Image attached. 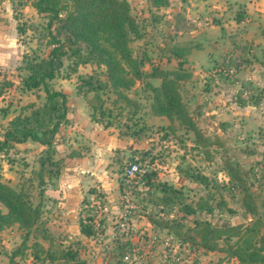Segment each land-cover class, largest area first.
I'll return each instance as SVG.
<instances>
[{"label": "rangeland", "instance_id": "obj_1", "mask_svg": "<svg viewBox=\"0 0 264 264\" xmlns=\"http://www.w3.org/2000/svg\"><path fill=\"white\" fill-rule=\"evenodd\" d=\"M33 1L0 0V137L11 117L44 104L43 86L24 89L20 76L28 62L46 57L52 34L63 36ZM166 1L127 0L136 23L129 47L144 71L173 68L181 54L191 74L178 88L198 132L150 112L146 82L157 85L159 77L136 79L125 90L134 103L109 86L82 95L77 76L95 71L104 79L103 66L78 63L73 71L74 57L60 56L46 85L64 91L70 107L51 144L61 170L40 182L38 158L50 146L35 140L0 152V180L39 213L28 233L17 223L0 228V264H30L36 248V262L64 263L33 241L54 255L72 247L85 264H253L249 250L264 255V0ZM96 94L105 108L100 120L87 103ZM106 134L112 151H89ZM132 162L141 172L125 200L124 167ZM161 182L177 189L192 211L177 198L164 203L161 197L172 192L163 194ZM66 197L68 205L78 202L75 213ZM83 224L90 234L80 230Z\"/></svg>", "mask_w": 264, "mask_h": 264}, {"label": "trees", "instance_id": "obj_2", "mask_svg": "<svg viewBox=\"0 0 264 264\" xmlns=\"http://www.w3.org/2000/svg\"><path fill=\"white\" fill-rule=\"evenodd\" d=\"M149 1L152 6L167 5L166 0ZM33 6L37 12L47 14L49 24L51 21H56L57 34L63 36L60 38L52 34L50 39L52 46L46 57L27 63L28 72L20 76V85L24 89L42 85L45 101L42 106L32 107L28 113L16 114L8 120L0 137V152L13 143L24 142L27 139L35 140L50 146L38 158L40 182H43L44 175L49 178L60 172L61 160L53 158L50 151H53L51 144L55 132L61 122L66 120L67 97L60 89H49L46 80L57 74L60 56L64 54L74 57L71 63L73 71L78 63L90 62L96 66H103L104 79H101L95 71L77 76L75 87L82 95L109 86L117 96L122 97L126 102L134 103L135 101L128 97L125 90L136 79L145 76L159 77L160 81L157 85L146 82L151 92L150 112L170 119L176 118L186 128L198 132L178 88L179 81L189 78L191 74L182 67L181 54L175 53L177 56L175 67L170 69L151 67L149 71H144L141 67L142 61L132 56L129 33L136 32V23L129 12L127 0H34ZM240 15L237 13L235 19L239 20ZM87 103L91 109L90 116L96 114V120H100L105 110L102 100L96 94L94 101L88 100ZM103 125L107 126L109 122L104 121ZM193 176L204 179L196 173ZM141 178L146 184H152L146 173ZM159 187L163 194L172 192L171 195L161 197L164 203H171L177 198L184 211H192L189 203L180 201L181 193L177 189L164 182L159 183ZM0 203L5 206V211L0 210V228L11 223H17L18 226L25 228L26 233L31 228H37L38 209L31 206L21 192L1 180ZM80 230L85 234L91 233L89 224H83ZM32 245L40 247V250H44L51 259L58 257L64 259L63 264H85L72 247L60 248L59 253L54 255L49 253L47 248L42 249L37 241H33ZM208 248L214 246L210 245ZM38 250L36 248L31 251L34 261L30 264H41L35 261L40 258ZM236 254L240 259H244L240 252ZM246 259L254 261L253 264H261L264 255L251 249L246 253Z\"/></svg>", "mask_w": 264, "mask_h": 264}, {"label": "crops", "instance_id": "obj_3", "mask_svg": "<svg viewBox=\"0 0 264 264\" xmlns=\"http://www.w3.org/2000/svg\"><path fill=\"white\" fill-rule=\"evenodd\" d=\"M241 18V17H240ZM240 20V19H239ZM238 21V20H237ZM85 107L84 106H82L81 107V110L82 109H84ZM68 109H70V107H68ZM86 109V108H85ZM67 117H68V115H69V110L67 111ZM86 118V117H85ZM86 120L88 121L89 120V118H86ZM95 123V125H99L97 122H94ZM100 128H102V131H100V132H103L104 130H106L104 127H102V126H100ZM99 130L98 129H95V133L96 132H98ZM99 138H101L100 140H99ZM114 138L116 139L117 138V140L119 139L118 137H116L115 135H114ZM112 139V135H105V137H102V136H100V137H98V136H96L95 138H94V141H95V143L97 144V145H101V144H103L101 147H96L95 146V143L94 144H92V145H90V147H89V151H112V149H111V146H109V147H107V144L106 143H109L110 142V140ZM120 140V139H119ZM106 145V146H105ZM108 145H110V144H108ZM65 204H67V206L68 207H72L71 208V210L73 211L72 213H75V210H76V208L78 207V202H76L75 200H72L71 201V204L70 205H68V197H66V200H65Z\"/></svg>", "mask_w": 264, "mask_h": 264}, {"label": "built area", "instance_id": "obj_4", "mask_svg": "<svg viewBox=\"0 0 264 264\" xmlns=\"http://www.w3.org/2000/svg\"><path fill=\"white\" fill-rule=\"evenodd\" d=\"M124 169H125V173H126V175H127V177H126V180H125V184L127 185V186H125L124 188H123V192H122V198H124L125 200L127 199V197H128V194H129V183H131L132 182V180L135 178V177H137L138 176V174H140V168H139V165L137 164V163H134V162H132V163H129L128 165H126L125 167H124ZM124 258H126L127 257V254H123L122 255Z\"/></svg>", "mask_w": 264, "mask_h": 264}]
</instances>
